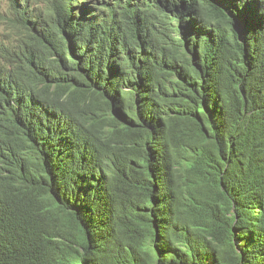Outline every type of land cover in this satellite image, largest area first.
Masks as SVG:
<instances>
[{
  "label": "trees",
  "instance_id": "1",
  "mask_svg": "<svg viewBox=\"0 0 264 264\" xmlns=\"http://www.w3.org/2000/svg\"><path fill=\"white\" fill-rule=\"evenodd\" d=\"M7 1L0 264H264V0Z\"/></svg>",
  "mask_w": 264,
  "mask_h": 264
},
{
  "label": "rangeland",
  "instance_id": "2",
  "mask_svg": "<svg viewBox=\"0 0 264 264\" xmlns=\"http://www.w3.org/2000/svg\"><path fill=\"white\" fill-rule=\"evenodd\" d=\"M35 1L36 4L43 5V2H40V0ZM8 6L7 0H0V49L5 53H12L13 55L16 52L21 58V51L27 53V50H30L35 56L43 60L44 49L39 42V37L35 32L34 26L31 23L22 22L14 15H10ZM176 55L179 57L185 56L181 49L176 51ZM174 115L172 114L171 116ZM166 121L169 122L170 119L166 118ZM177 127L182 129L184 125L178 124Z\"/></svg>",
  "mask_w": 264,
  "mask_h": 264
},
{
  "label": "bare ground",
  "instance_id": "3",
  "mask_svg": "<svg viewBox=\"0 0 264 264\" xmlns=\"http://www.w3.org/2000/svg\"><path fill=\"white\" fill-rule=\"evenodd\" d=\"M167 6H168V5H167ZM156 14H157V13H156ZM153 27H154V26H153ZM185 34H186V33H185ZM143 43H144V42H143ZM145 43H146V41H145ZM140 44H141V43H140ZM186 44H187V41H186ZM133 57H135V56H133ZM192 57H193V56H192ZM66 102H67V101H66ZM38 105H39V104H38ZM46 110H47V109H46ZM46 110H45V111H46Z\"/></svg>",
  "mask_w": 264,
  "mask_h": 264
}]
</instances>
